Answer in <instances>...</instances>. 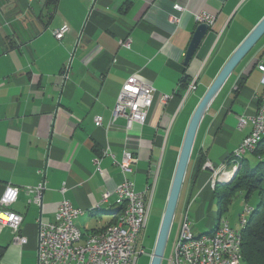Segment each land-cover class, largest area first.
I'll use <instances>...</instances> for the list:
<instances>
[{
    "label": "crops",
    "instance_id": "0c3cea01",
    "mask_svg": "<svg viewBox=\"0 0 264 264\" xmlns=\"http://www.w3.org/2000/svg\"><path fill=\"white\" fill-rule=\"evenodd\" d=\"M245 2L0 0V199L8 185L20 188L11 209L23 216L18 235L27 239L23 245L16 244L12 230L0 224V264H38L39 224L55 220L64 198L85 211L75 224L86 236L117 222L115 189L123 173L112 158L103 157L107 147L117 161L125 151L132 152L137 162L130 179L138 191L151 188L149 194H155V183L162 186L166 132L175 116L198 91L202 74L214 58L217 63L213 62L205 93L248 36L235 37L229 30ZM175 5L184 11H175ZM202 14L215 21L185 65ZM64 25L70 31L59 41L54 31ZM128 39L129 50L122 46ZM262 51L264 47L250 52L236 68L200 125L180 197L181 214L188 209L199 215L208 201L212 204V173L204 169L205 164L221 167L252 131L250 117L264 91L263 74L257 68L258 60H264L259 57ZM133 75L156 92L145 125L127 129L125 118L114 124L111 120L121 89ZM186 78L190 84L184 89ZM192 83L196 88L189 92ZM161 95L171 97L167 105L160 103ZM97 116L103 119L100 127L95 124ZM242 119L246 125L239 128ZM183 138L182 133L166 195ZM97 158L101 172L94 162ZM42 179L46 183L42 205L30 204L32 195L26 189ZM107 192L111 196L104 201Z\"/></svg>",
    "mask_w": 264,
    "mask_h": 264
},
{
    "label": "built area",
    "instance_id": "2783aa9c",
    "mask_svg": "<svg viewBox=\"0 0 264 264\" xmlns=\"http://www.w3.org/2000/svg\"><path fill=\"white\" fill-rule=\"evenodd\" d=\"M175 11L181 13L184 8L175 5ZM176 20V18H175ZM198 24H207L212 26L214 19L208 14H202L197 18ZM70 31L69 26L64 25L54 31L57 40H62ZM132 41L130 39L123 41L122 46L129 50ZM257 68L263 74L261 84L264 86V60H258ZM195 83L189 87V92L195 90ZM155 88L140 80L133 75L124 83L116 106L113 110L111 124L117 119L125 118L126 128L131 129L134 124L145 125L149 111L154 104ZM171 97L161 95L160 103L167 105ZM252 131L243 140L240 147L233 153L234 160L238 154L253 153L257 149V141L264 139V91L261 96V103L256 113L250 117ZM103 119L100 116L95 118L96 126H102ZM245 120H241L239 128H244ZM103 157H110L114 164L117 165L123 173V181L115 189L117 195V205L126 207L130 212V220L125 228L114 235H108L107 239H101L96 247H88V236L73 225V217H81V208H76L66 198L60 203L53 222L39 224L38 233V264H137L138 258L145 254L144 248L139 245V236L145 229L150 211V202L153 194L150 190L138 191L135 183L129 175L133 173V164L137 158L130 151H125L121 161H117L115 155L109 147L103 151ZM233 160V161H234ZM97 172H101V159L95 161ZM229 166L224 163L221 167L215 168L212 163L207 162L205 170H211L210 187L212 180L221 176ZM40 173H44L41 170ZM46 189L45 180L42 179L35 187H29L26 191L32 195L29 200L30 204L42 205L43 193ZM66 187L61 189L65 194ZM20 188L8 185L0 199V224L9 227L14 234V242L23 245L27 239L18 235L23 223V216L16 213L11 207L18 201ZM150 195V200H149ZM111 196L107 192L103 200L107 201ZM100 208V206H97ZM252 206H246L240 216V223L243 221V215H248V210ZM187 209L182 214V224L180 237L169 256L165 255V264H225V259H233V264H238V260L233 257L234 232L236 229L224 221V226L220 236L206 239V241L197 245L182 246V238L189 234H194L191 230ZM108 226L102 230H107ZM163 261V262H164Z\"/></svg>",
    "mask_w": 264,
    "mask_h": 264
},
{
    "label": "rangeland",
    "instance_id": "374dc122",
    "mask_svg": "<svg viewBox=\"0 0 264 264\" xmlns=\"http://www.w3.org/2000/svg\"><path fill=\"white\" fill-rule=\"evenodd\" d=\"M263 18H264V0H246L245 4L242 6V8L239 10V12L236 14V16L233 19V22L229 28V30L232 29L230 34L235 35V37L236 36L239 37L240 35H245V34L249 35ZM221 38L222 37L220 36L218 42L221 40ZM263 47H264V37L259 41L258 45L251 51V54L253 53V51L255 52V50L257 51L259 48L261 49ZM248 57L246 59H248ZM259 57H264V51H262L261 54H259ZM213 62L216 65L217 63L216 58H214ZM213 62H211L208 65L209 67H207L204 73L202 74L198 91L193 93L191 96H189L190 99L189 102L186 104V107H184L180 111V113L179 112L177 113L171 127L166 132L167 147H165L162 156V161L164 159V162L162 166L161 179H160L163 187L160 185V183L157 186L155 183V185L152 187L155 194L153 193V197L150 202L148 222L145 229H143V231L139 236V245L142 248H144L145 254L138 258L137 264H150L151 262L157 234L159 231V227L161 224V220L167 202L168 195H166V192L169 184V176L172 171L173 164L176 158L177 145L180 142L182 133L183 135L185 134L188 123L192 117L191 115L187 125L185 126L186 119L188 117V114L190 113V110H192V108L196 105L204 89L211 82L212 71L213 68L215 67V65H213ZM236 126H238V122ZM236 126L234 128H236ZM262 140L259 141L258 145L262 142ZM245 156L244 157L246 158V160L251 162L252 167H255L260 162L251 153L247 155L245 154ZM241 160L242 159L239 160L240 167L238 171L241 169L242 166ZM232 165H233V161L231 166ZM236 173L237 172H235L228 181L225 182L221 181L220 183L222 184L230 183L233 177L236 175ZM211 189L213 191L215 188L211 186ZM222 191L223 189L220 187L218 192L220 193ZM212 201H213L212 204H210L209 201L207 202L205 210L203 211V213L199 215L196 214L195 212H191L190 210L188 212V218H189L191 230L197 236L203 234H209L213 229H215L218 226L219 222L221 224L223 221H227L231 227L241 231L242 228L239 220L240 216L247 205L254 207L259 204V195L258 193H253L250 196V198L247 199L245 193H237L235 196H233L231 200V205L228 212L223 214L222 217H220L219 215V199L214 197ZM181 213H182L181 201H179L170 238L167 244V249L165 254L166 256H169L171 252L174 250V247L180 237L181 224H182ZM163 264H165V261L163 262Z\"/></svg>",
    "mask_w": 264,
    "mask_h": 264
},
{
    "label": "water",
    "instance_id": "95a60500",
    "mask_svg": "<svg viewBox=\"0 0 264 264\" xmlns=\"http://www.w3.org/2000/svg\"><path fill=\"white\" fill-rule=\"evenodd\" d=\"M210 31L207 24L199 25L194 32L185 56V65H188L205 36ZM264 37V18L252 30V32L244 39L239 47L234 51L231 57L223 66L211 86L208 88L188 123L184 134L182 146L179 152L174 176L172 179L170 191L168 194L165 210L157 234L154 250L150 264H163L167 244L170 238L172 226L176 216L181 193L188 173L191 162L196 137L200 125L210 109L211 105L220 94L236 68L243 62L248 54L256 47L259 41Z\"/></svg>",
    "mask_w": 264,
    "mask_h": 264
},
{
    "label": "trees",
    "instance_id": "16d2710c",
    "mask_svg": "<svg viewBox=\"0 0 264 264\" xmlns=\"http://www.w3.org/2000/svg\"><path fill=\"white\" fill-rule=\"evenodd\" d=\"M189 84L190 82H188L187 78L182 82L184 89H187ZM204 93L205 91L202 96ZM178 96L182 99L181 94ZM251 154L260 162L255 167H252L251 162L246 160V156L243 157L241 169L237 171L231 182L222 185L218 184L213 190V194L215 198L219 199V215L222 217L223 214L228 212L231 200L237 193H245L247 199L253 193H258L259 204L252 206L254 211L249 218L247 226L241 232V254L244 264H264V139ZM234 159V154H231L225 160V163L230 166ZM220 187L223 191L219 193ZM120 210L122 209L119 208V214L121 213ZM219 224L216 228L219 227Z\"/></svg>",
    "mask_w": 264,
    "mask_h": 264
},
{
    "label": "bare ground",
    "instance_id": "6f19581e",
    "mask_svg": "<svg viewBox=\"0 0 264 264\" xmlns=\"http://www.w3.org/2000/svg\"><path fill=\"white\" fill-rule=\"evenodd\" d=\"M257 141V145L259 143ZM245 156V154H238L236 157V160L233 161V165L229 166L226 171L222 173L221 176H218L215 180H212V187L215 188L221 181H228L235 172L239 169V160L242 159ZM238 160V161H237ZM121 213L117 219V222L112 224L107 228V230H100L97 232V234H93L92 237L87 239V246L88 247H96L99 245V241L101 239H107L108 235H114L115 232H119L125 228L127 223L130 220V212L126 210V207L119 206ZM96 210H100V208H96ZM254 211V208L252 207L251 210H248V215H243V221L241 222V228L242 230L247 226L250 216L252 215ZM85 214V211H81V216ZM80 217H73V225H76L75 222ZM224 226V221L219 225L218 228L211 231L209 234H203V235H195V234H189L182 238V246H189V245H197L199 243H202L206 241L208 238L217 237L221 235L222 229ZM241 231L235 230L234 232V242H233V257L238 260V264H244L241 254ZM225 264H233V259H225Z\"/></svg>",
    "mask_w": 264,
    "mask_h": 264
}]
</instances>
